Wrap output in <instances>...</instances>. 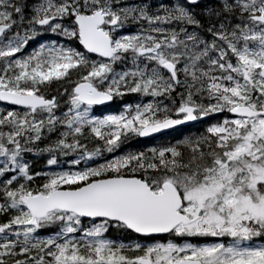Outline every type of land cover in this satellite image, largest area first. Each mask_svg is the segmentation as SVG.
Returning <instances> with one entry per match:
<instances>
[{
    "label": "snow or ice",
    "instance_id": "snow-or-ice-1",
    "mask_svg": "<svg viewBox=\"0 0 264 264\" xmlns=\"http://www.w3.org/2000/svg\"><path fill=\"white\" fill-rule=\"evenodd\" d=\"M0 264H264V0H0Z\"/></svg>",
    "mask_w": 264,
    "mask_h": 264
},
{
    "label": "trees",
    "instance_id": "trees-1",
    "mask_svg": "<svg viewBox=\"0 0 264 264\" xmlns=\"http://www.w3.org/2000/svg\"><path fill=\"white\" fill-rule=\"evenodd\" d=\"M206 1V2H205ZM204 2L205 3H210L212 2V0H205ZM204 2H201V3H204ZM37 39H40L39 37ZM132 100V97L131 96H125L123 98V100H118V101H115L113 103V109L112 110H117L119 105L123 102H130ZM174 135H177L178 136V133H174ZM172 137H165V139H171ZM30 160L32 161V166L36 169V170H40L41 168L44 167V161H45V157L43 156H40V157H32V156H29ZM112 235H116L115 233H112Z\"/></svg>",
    "mask_w": 264,
    "mask_h": 264
},
{
    "label": "flooded vegetation",
    "instance_id": "flooded-vegetation-1",
    "mask_svg": "<svg viewBox=\"0 0 264 264\" xmlns=\"http://www.w3.org/2000/svg\"><path fill=\"white\" fill-rule=\"evenodd\" d=\"M205 0H202L201 2H204ZM206 2V1H205ZM178 135H180L179 133H178Z\"/></svg>",
    "mask_w": 264,
    "mask_h": 264
},
{
    "label": "water",
    "instance_id": "water-1",
    "mask_svg": "<svg viewBox=\"0 0 264 264\" xmlns=\"http://www.w3.org/2000/svg\"><path fill=\"white\" fill-rule=\"evenodd\" d=\"M202 1V0H201ZM114 103V102H113ZM181 127H183V126H181Z\"/></svg>",
    "mask_w": 264,
    "mask_h": 264
},
{
    "label": "rangeland",
    "instance_id": "rangeland-1",
    "mask_svg": "<svg viewBox=\"0 0 264 264\" xmlns=\"http://www.w3.org/2000/svg\"><path fill=\"white\" fill-rule=\"evenodd\" d=\"M38 38V37H37ZM29 158V157H28ZM30 159V158H29Z\"/></svg>",
    "mask_w": 264,
    "mask_h": 264
},
{
    "label": "bare ground",
    "instance_id": "bare-ground-1",
    "mask_svg": "<svg viewBox=\"0 0 264 264\" xmlns=\"http://www.w3.org/2000/svg\"><path fill=\"white\" fill-rule=\"evenodd\" d=\"M205 3V2H204Z\"/></svg>",
    "mask_w": 264,
    "mask_h": 264
}]
</instances>
